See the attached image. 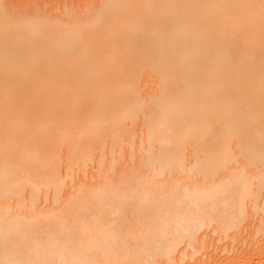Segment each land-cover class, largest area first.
<instances>
[{
	"label": "bare ground",
	"instance_id": "1",
	"mask_svg": "<svg viewBox=\"0 0 264 264\" xmlns=\"http://www.w3.org/2000/svg\"><path fill=\"white\" fill-rule=\"evenodd\" d=\"M0 264H264V0H0Z\"/></svg>",
	"mask_w": 264,
	"mask_h": 264
}]
</instances>
